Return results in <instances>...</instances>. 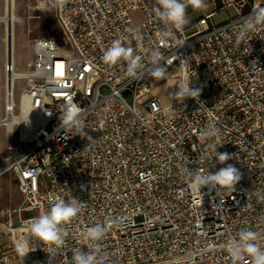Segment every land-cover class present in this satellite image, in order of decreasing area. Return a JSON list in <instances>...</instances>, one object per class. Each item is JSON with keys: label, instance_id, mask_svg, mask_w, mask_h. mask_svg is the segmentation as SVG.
<instances>
[{"label": "built area", "instance_id": "obj_1", "mask_svg": "<svg viewBox=\"0 0 264 264\" xmlns=\"http://www.w3.org/2000/svg\"><path fill=\"white\" fill-rule=\"evenodd\" d=\"M53 1L73 53L61 55L54 40L34 38L29 70L16 73L6 29L0 123L15 116L24 123L10 130L0 124L18 128L0 176L13 172L24 197L15 210L26 243L22 264H71L72 252L85 247L86 229L107 219L120 223L99 242L102 264H233L225 244L242 229L260 233L264 246V26L237 39L243 19L264 0H215L182 31L159 21L156 0ZM229 7L235 14L215 24ZM165 30L171 35L162 37ZM117 38L142 57L136 78L126 75V62L102 61ZM154 50L167 61L163 80L150 75ZM17 79L25 86L16 104ZM173 80L176 87L191 80L201 89L198 100L164 104L160 87ZM69 104L80 109L79 131L61 125ZM210 124L218 133L202 136ZM217 152L233 155L226 163L241 172L240 182L230 190L192 189L189 172L224 166ZM72 198L81 212L63 226L64 244L34 239L30 219Z\"/></svg>", "mask_w": 264, "mask_h": 264}, {"label": "clouds", "instance_id": "obj_2", "mask_svg": "<svg viewBox=\"0 0 264 264\" xmlns=\"http://www.w3.org/2000/svg\"><path fill=\"white\" fill-rule=\"evenodd\" d=\"M60 6L67 3V0H58ZM155 14L159 21L165 26H170L176 31H182L185 25L189 23L187 10L190 7L193 11H200L207 7V0H156ZM264 26V7L253 8V10L243 19L237 39L244 40L248 33L255 32L258 27ZM171 35L167 30L161 33V36ZM102 61L106 65H117L126 62V75L130 78H136L144 69L140 55H134V49L125 46V43L117 38L111 45L103 51ZM165 60L163 54L154 50L150 56L152 78L163 80L166 75V68L161 63ZM201 89L193 87L191 80L181 82L177 85L172 94L175 100L183 103L191 98L198 100ZM61 125L65 129L76 128L78 131L82 128L80 120V109L75 104H69L62 112ZM219 129L215 125H208L201 135L205 137H214ZM86 133H84V136ZM233 155L227 152H217L216 160L224 165L215 172L204 174L203 171L196 170L189 172L190 187L199 191L202 187L208 186L221 187L230 190L236 187L242 178L241 172L230 163ZM81 202L72 198L70 201L57 199L51 203L48 211L41 212L38 216L30 219L29 231L32 237L38 241L47 243L49 246L60 247L64 244L67 232L63 226L69 224L81 212ZM120 221L107 219L103 223H96L88 227L83 234V240L86 242L84 248H94L96 251H84V248H78L72 252L71 264H102L99 256V242L114 227L118 226ZM260 233L251 229H242L234 236L230 237L225 244V248L232 258L233 264H240L243 257L250 258L251 264H264V246L257 243Z\"/></svg>", "mask_w": 264, "mask_h": 264}, {"label": "rangeland", "instance_id": "obj_3", "mask_svg": "<svg viewBox=\"0 0 264 264\" xmlns=\"http://www.w3.org/2000/svg\"><path fill=\"white\" fill-rule=\"evenodd\" d=\"M215 0H207V8L213 5ZM217 2V1H216ZM16 21H15V47H14V65L17 72H27V64L34 59V50L31 47L34 38H47L55 41L61 55L73 53V46L56 19V11L53 0H16ZM203 9V10H205ZM193 11L190 7L187 10L188 17H195L201 11ZM6 13V0H0V15ZM235 14L234 9L218 11L213 18L215 24H220L229 20ZM135 23L141 18V12L136 11L131 14ZM6 24L0 21V119L4 116L5 106V62L7 58ZM175 82L168 81L161 87ZM25 86L24 79H17L14 82V96L16 104L19 101L21 92ZM176 86L171 84L163 93V103L172 104L177 102L172 95ZM18 144V128L12 132L7 131L4 125H0V165L4 158L9 156L10 147ZM9 177L11 187L16 185L19 191L18 181L15 175L7 172L3 176ZM1 176V177H3ZM0 177V179H1ZM9 186V185H8ZM10 187V186H9ZM11 189V188H10ZM17 198L11 195V190H6V199H0V264H20L23 258L21 247H23L24 237L18 225L16 208L22 201L20 191ZM4 204V205H3ZM15 229L16 238L10 232Z\"/></svg>", "mask_w": 264, "mask_h": 264}, {"label": "bare ground", "instance_id": "obj_4", "mask_svg": "<svg viewBox=\"0 0 264 264\" xmlns=\"http://www.w3.org/2000/svg\"><path fill=\"white\" fill-rule=\"evenodd\" d=\"M15 7H16V0H6V13L4 15H0V21H4L6 24V29L8 28L9 30L8 43L10 44L9 49L12 55H14V47H15V28H16V25H15L16 9ZM3 39L5 40V37H3ZM16 73H22V72H16ZM25 106H23L24 114L26 113ZM0 121H2V118L0 119ZM15 122H19V124L23 126L24 116H15L11 120H7L5 123L1 122L0 124H7V128L10 130Z\"/></svg>", "mask_w": 264, "mask_h": 264}, {"label": "crops", "instance_id": "obj_5", "mask_svg": "<svg viewBox=\"0 0 264 264\" xmlns=\"http://www.w3.org/2000/svg\"><path fill=\"white\" fill-rule=\"evenodd\" d=\"M214 4H215V1L213 2V5L211 6V7H209V8H207V9H205V10H203V11H201L200 13H198L196 16H198V15H200L201 13H203V12H206V11H209V10H211L212 8H213V6H214ZM195 16V17H196ZM190 17V16H189ZM171 85V84H170ZM169 85V86H170ZM169 86H166V87H164V88H162V87H160L161 89L160 90H163L162 91V96H163V93L165 92V90L167 89V87H169ZM11 173H13V172H11ZM6 174V173H5ZM14 174V173H13ZM4 175V174H3ZM3 175H1V176H3ZM15 175V174H14ZM0 176V177H1ZM15 177H16V179H17V181H18V178H17V176L15 175ZM10 187H9V186ZM18 185H19V181H18ZM11 188V189H10ZM6 190H11V195L12 196H14V198H17L18 197V195H19V191H20V188H19V191H18V187L16 188V185H13L12 187H11V182H9V177H7L6 175L5 176H3V177H1V179H0V199L1 200H3L4 198L6 199ZM20 193H21V195H22V201H21V203L23 202V194H22V192L20 191ZM21 203L18 205V207L21 205ZM4 205V204H3ZM17 219H18V217H17ZM21 232V234L23 235V237H24V243H23V247H21V252H22V254H23V258H22V260H21V263L20 264H22V261H23V259H24V256H25V248H26V243H25V236H24V233H23V231L21 230L20 231ZM16 231L14 232V237L16 238Z\"/></svg>", "mask_w": 264, "mask_h": 264}, {"label": "water", "instance_id": "obj_6", "mask_svg": "<svg viewBox=\"0 0 264 264\" xmlns=\"http://www.w3.org/2000/svg\"><path fill=\"white\" fill-rule=\"evenodd\" d=\"M11 31V30H10ZM8 32H9V30H8ZM9 46H10V44L8 43V48H9ZM10 50V49H9Z\"/></svg>", "mask_w": 264, "mask_h": 264}]
</instances>
